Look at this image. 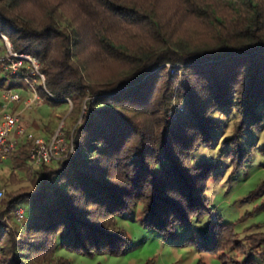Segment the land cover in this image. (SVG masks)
I'll return each mask as SVG.
<instances>
[{
  "label": "trees",
  "instance_id": "obj_1",
  "mask_svg": "<svg viewBox=\"0 0 264 264\" xmlns=\"http://www.w3.org/2000/svg\"><path fill=\"white\" fill-rule=\"evenodd\" d=\"M1 36L38 61L41 97L85 107L73 150L1 198L0 264H73L59 247L122 255L132 241L116 221L138 207L142 227L177 237L212 214L214 164L194 160L220 122L212 113L237 117L222 142L233 170L247 160L244 139L263 126L264 0H0ZM19 152L28 160V145ZM263 192L264 180L250 197ZM242 240L215 219L210 244L197 249L257 264L224 254L246 244L264 260V232Z\"/></svg>",
  "mask_w": 264,
  "mask_h": 264
},
{
  "label": "rangeland",
  "instance_id": "obj_2",
  "mask_svg": "<svg viewBox=\"0 0 264 264\" xmlns=\"http://www.w3.org/2000/svg\"><path fill=\"white\" fill-rule=\"evenodd\" d=\"M13 61L10 44L4 36H1L0 113H18L26 129L25 122L29 117L31 122L38 123L40 132L44 134L41 137L44 139H49L59 127L67 139H72L73 128L81 121L85 106L83 105L82 108L72 106L69 100L57 105L52 104L39 95L38 85L42 82L35 72H32L33 67L30 63L14 69ZM24 69L29 71L27 75L21 74ZM13 92L19 94V101L9 99V94ZM34 95H37L38 99L33 101L31 99ZM212 117L220 122L211 130L209 144H199L194 152L196 162L214 164L212 176L205 188V194L212 208L211 215L188 226L178 227L177 237L166 239L158 231L141 226L139 220L142 213L138 207L132 216L118 217L116 221L132 241L126 253L119 256L97 254L86 257L59 247L55 254L70 259L73 264H235L220 257L219 253L200 251L197 248L200 244H210V224L215 219L233 223L238 241L244 242L242 239L246 234L264 232V208L254 210V207L264 202V192L250 197L256 186L264 180V155L260 150V147L264 146V122L260 129L250 132L244 139H248L247 160L241 168L233 170L228 147L223 146L222 142L231 135L237 117L216 111L212 113ZM32 133L35 134V130ZM27 145L29 146V143L25 138L18 139V148L0 161V189L4 191L2 199L10 191L30 187L35 166L29 164L28 160L21 163L18 159L19 151L26 149ZM55 162L49 164L55 165ZM28 204L23 202L16 210L22 213L24 208L25 216ZM2 208L0 203V209ZM17 225L21 227V223ZM188 237H192V241H187ZM244 247L246 250L244 253L229 248L224 254L234 257L236 262H243L250 254L257 264H264L261 255L248 249L246 244ZM36 264L48 263L36 261Z\"/></svg>",
  "mask_w": 264,
  "mask_h": 264
},
{
  "label": "built area",
  "instance_id": "obj_3",
  "mask_svg": "<svg viewBox=\"0 0 264 264\" xmlns=\"http://www.w3.org/2000/svg\"><path fill=\"white\" fill-rule=\"evenodd\" d=\"M14 69L24 67L25 63H30L33 67L32 72L44 82V77L38 71V61L26 55H17L13 53ZM33 72V73H34ZM11 101H19L20 96L17 92L9 94ZM38 96L34 95L31 100H37ZM28 105V102L27 104ZM171 115V114H170ZM25 138L29 143L28 146V163L32 166L47 164L52 161H58L68 155L73 150L72 139H67L64 132L59 127L56 132L49 138L44 139L31 131H28L22 123L18 113L3 112L0 113V161L4 160L8 154L18 148V139ZM4 196V191L0 189V199ZM18 215H21L17 211Z\"/></svg>",
  "mask_w": 264,
  "mask_h": 264
},
{
  "label": "crops",
  "instance_id": "obj_4",
  "mask_svg": "<svg viewBox=\"0 0 264 264\" xmlns=\"http://www.w3.org/2000/svg\"><path fill=\"white\" fill-rule=\"evenodd\" d=\"M30 118L27 117L26 119V127L28 129V131H31L33 132L35 130V134L38 135V136H43L44 134L42 132H40L39 128H38V123H35V121H30L29 120Z\"/></svg>",
  "mask_w": 264,
  "mask_h": 264
}]
</instances>
